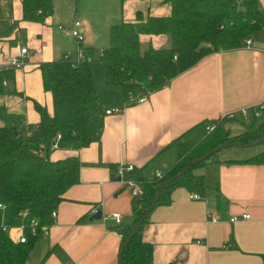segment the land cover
Returning <instances> with one entry per match:
<instances>
[{"label":"crops","instance_id":"0c3cea01","mask_svg":"<svg viewBox=\"0 0 264 264\" xmlns=\"http://www.w3.org/2000/svg\"><path fill=\"white\" fill-rule=\"evenodd\" d=\"M51 3V13L38 22L22 18L20 0H0V68L8 69V58L20 47L27 49L21 67L8 72L6 85L0 83V111L21 120L23 134L26 124L38 119L35 103L51 110L39 63L66 51L62 46L69 39L72 20H80L84 35L80 46L90 56L94 46L108 43L110 23L134 21L137 10L143 17L169 13L164 0ZM256 3L264 11V0ZM248 37L249 47L208 53L149 92L145 100L116 113L104 112L123 103L120 87L110 88V99L98 101L97 119L87 123L88 143L75 152L52 147L51 159L76 154L78 181L63 191L47 235L36 237L26 264H117L121 242L112 229L119 226L108 214L118 211L121 227L131 224L138 207L115 179V164L131 163L126 172L130 176L140 177L145 171L153 176L154 170L169 167L205 135V120L264 101V29ZM138 38L142 48L152 42L168 44V37L159 34L141 32ZM250 119L236 113L222 122L238 132L236 126ZM5 122L0 116V125ZM255 152L227 153L196 166L193 172L203 175L206 186L203 195L189 197L183 187H175L168 203L149 211L139 235L151 245L153 264H264V163L237 161ZM95 210L101 217L89 220ZM245 212L246 219L228 220ZM207 213L216 219L209 220ZM8 217V208L0 207V222Z\"/></svg>","mask_w":264,"mask_h":264},{"label":"trees","instance_id":"16d2710c","mask_svg":"<svg viewBox=\"0 0 264 264\" xmlns=\"http://www.w3.org/2000/svg\"><path fill=\"white\" fill-rule=\"evenodd\" d=\"M164 1L169 4L166 15L145 14L143 17V12L137 10L134 21L121 20L108 25V43L100 48L98 60L103 65L105 82L119 86L123 97L128 92H151L160 88L202 56L240 46L245 37L264 29V11L257 7L256 0ZM20 5L25 20L42 22L52 10L51 0H20ZM141 32L166 33L168 45L142 48L138 38ZM88 57L72 62L62 55L39 63L41 85L50 93L51 110L47 112L44 106L35 103L38 119L26 124L25 134L22 133L21 120L0 111V116L6 118L5 124L0 125V203L8 208L9 217L4 221L11 226L18 223L17 212L22 209H26L27 214L20 220L36 217L40 224L50 223V210L56 208L63 191L78 181L76 154L51 159L49 152L53 143L57 148L75 152L89 141L87 123L98 117V93L90 71L91 57ZM10 71L11 68H0V83L2 79L10 78ZM262 102L260 114L252 116L248 124L249 127L255 125L250 132L230 133L220 122L164 169L159 178L152 173L146 175L145 171L139 177L141 194L132 196L138 210L131 224L151 201L156 184L194 157L223 142L251 144L262 137ZM215 152L165 183L155 205L168 203L175 187L203 195L206 189L203 175L193 169L211 161ZM237 161L264 163V148ZM143 221L133 229L121 252L122 264H153L151 245L139 235ZM131 224L115 228L120 232V242ZM12 230L4 232L0 227V264H26L37 236L28 235L20 242Z\"/></svg>","mask_w":264,"mask_h":264},{"label":"built area","instance_id":"2783aa9c","mask_svg":"<svg viewBox=\"0 0 264 264\" xmlns=\"http://www.w3.org/2000/svg\"><path fill=\"white\" fill-rule=\"evenodd\" d=\"M81 26V22L78 19H74L72 21V23L70 24L69 27H67V31L70 34L71 37H73L75 39V41L78 44V48L76 50V56L74 58H72L69 54V52H64L62 55L65 56L66 58H69L72 62L78 59H88L89 57L85 54L83 48L80 46V44L83 42L84 40V35L83 32L80 29ZM58 27H61V25H58ZM250 38L249 37H245L243 39V44L242 46L244 47H249L250 46ZM26 47L22 46L19 48L18 52L14 55H11L7 62H6V66L7 68H20L22 65V60L23 57L26 54ZM264 51V48H263ZM1 83L3 85H6V80L2 79ZM149 94L148 90L142 91V92H137V93H132V92H128L127 95L125 97H123V103L122 105H112L110 107H107L104 109L105 113H116L121 111L125 105L131 103V102H140L143 101L147 98ZM263 106V102H259L256 104H253L250 107H246V106H241L239 108L236 109H232V110H228L222 114H220L217 118H215L214 120H209L207 122L204 123V130L205 133L211 131L216 124H218L219 122H222L224 120L227 119H232L234 117H236V113L240 114L241 117L245 118L247 116H258L260 114V110ZM56 136H58L56 134ZM52 146H55V144L53 143ZM133 165L131 163H122L119 162L117 164H115V168H114V175L117 176V180L118 182L122 185L123 188L127 189L129 191V193L131 194V196H139L141 194L142 188H141V181L139 179V177H134V176H130L127 175L126 172L130 171L132 169ZM162 174V171L160 169H156L154 170V177L155 178H159ZM189 197H193V198H197L200 195L196 192H189L188 193ZM4 204L0 203V207H3ZM27 214V210L26 209H22L20 211L17 212V216L19 218L18 223L14 224L13 226H11V224H7L4 220H2L0 222V227L4 232H9L11 229L15 230V235L17 237V239L22 242L25 241L27 236H39V235H47L48 233V228L49 226L53 223L54 219H55V215H56V208H53L50 210V217H51V222L48 224H40L38 219L36 217H29L27 220H20L22 217H24ZM207 215L209 216V220H215L216 216H214L213 214L207 213ZM249 214L248 213H241V214H232L229 216L228 220L230 222L233 221H237L240 219H246L248 218ZM109 218H112L114 221V225L119 226L121 224V216L120 213L118 211H112L108 214ZM113 232H117L120 235V232H118L115 228L112 229Z\"/></svg>","mask_w":264,"mask_h":264},{"label":"rangeland","instance_id":"374dc122","mask_svg":"<svg viewBox=\"0 0 264 264\" xmlns=\"http://www.w3.org/2000/svg\"><path fill=\"white\" fill-rule=\"evenodd\" d=\"M54 26L56 27V25H54ZM156 34H159L160 36H167L166 33H156ZM151 46L160 47V46H162V44L157 43V42H152ZM62 47L64 50L69 52V54L72 58H74L76 56L75 54H76L77 42L75 41L74 38H72L70 36V34H69V39H67V41L63 44ZM98 51L100 52V48H98L97 46H94L93 50L91 51V55H90L91 59H90L89 65H90V71H91L92 78H93V83H94L96 90H97V93L99 95L98 101H99V103H101L102 100L105 98L110 99V97L108 96L110 88H117L118 89L119 87L117 85H109L105 82L103 65L98 60V55H99ZM113 86H115V87H113ZM249 122H250V120L245 121L243 124H241L242 126L238 125V126H236L235 129L238 130V132H242V131H244L246 133L250 132L251 128H253L255 125H252V127H249L248 126ZM222 124L229 129L230 133L235 132V131H233V129L232 130L230 129L229 124H226L223 122H222ZM252 140H254V139H252ZM256 140H254V142L251 144L248 143L249 145H244V146L227 145L225 147L219 148L213 155H211V158H216L218 156H221V155L227 154V153H233L234 154V153H240V152H248V150H253V151L259 152L264 148V142L263 141L255 142ZM255 153H253V154H255ZM253 154H251V155H253Z\"/></svg>","mask_w":264,"mask_h":264},{"label":"water","instance_id":"95a60500","mask_svg":"<svg viewBox=\"0 0 264 264\" xmlns=\"http://www.w3.org/2000/svg\"><path fill=\"white\" fill-rule=\"evenodd\" d=\"M263 140H264V135L262 137H260L259 139H257L255 142H261ZM227 145L244 146V145H248V143H241V142H238V141L223 142V143L217 145L216 147H213L212 149L208 150L207 152H204V153L194 157L187 164H185L181 169H179L178 171L172 173L171 175L167 176L166 178L162 179L161 181H159L156 184V192L153 195L151 201L145 207V209L138 215V217L135 219V221L131 224L129 230L127 231V233L125 234L123 240L120 243L117 264H122V262H121V252H122L124 246L126 245V243L128 242L129 238L131 237L133 229L143 221L145 216L149 213V211L155 205V202L157 200V196H158L160 188L165 183H167L168 181L172 180L173 178H175V177L179 176L181 173H183L190 165L203 160L204 158L208 157L210 154H212L213 152H215L219 148L225 147ZM116 178H117V176L115 175V179ZM100 217H101L100 210H95L94 212L91 213V215L88 217V219L89 220L98 219Z\"/></svg>","mask_w":264,"mask_h":264},{"label":"bare ground","instance_id":"6f19581e","mask_svg":"<svg viewBox=\"0 0 264 264\" xmlns=\"http://www.w3.org/2000/svg\"><path fill=\"white\" fill-rule=\"evenodd\" d=\"M10 232V231H9ZM12 232V231H11Z\"/></svg>","mask_w":264,"mask_h":264}]
</instances>
